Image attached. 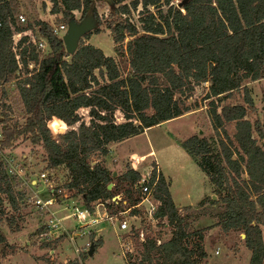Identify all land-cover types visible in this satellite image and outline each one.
<instances>
[{
  "label": "trees",
  "instance_id": "16d2710c",
  "mask_svg": "<svg viewBox=\"0 0 264 264\" xmlns=\"http://www.w3.org/2000/svg\"><path fill=\"white\" fill-rule=\"evenodd\" d=\"M15 1L0 0V83L16 68L11 48ZM107 1L105 19L99 15L97 0H53L52 12L61 14L66 24L76 17V10L81 18L93 12L99 26L84 38L90 39L105 25L115 52L128 56L130 72L124 75L117 58L84 39L74 54L67 53L52 25L38 20L50 50L39 71L24 80L29 86H20L29 115L23 125L4 120L1 148L13 147L20 136L41 145L48 167L64 165L68 171L64 187L80 195L91 210L96 203L115 205L112 200L120 182L129 184L125 192L134 206L140 201L133 190L140 172L129 166L115 177L105 161L92 164L93 157L107 158L112 144L199 109L201 101L190 99L195 87L204 84L203 99L208 100L215 137L193 134L180 145L208 176L218 197L201 202L221 203L218 225L244 233L251 250L249 264H264V145L259 142L264 140V122L247 117L256 110L247 82L264 79V0H186L180 7L175 0ZM136 11L138 19L132 22ZM32 56L36 58L35 53ZM53 117L64 121H51L54 132L65 131L68 125L59 138L48 127ZM115 178L118 181L109 188ZM3 194L19 210L22 192L15 190L0 157V206ZM154 198L160 201L154 216L168 219L174 226L172 236L161 243L147 236L139 241L136 259L125 264H200L207 256L205 234L195 231L199 239L190 245L186 217L179 213L162 173ZM6 221L10 228L15 224L14 216ZM90 238L95 253L102 240L93 232ZM61 240L62 236L53 247ZM17 251L0 227V261ZM88 255L85 251L79 259ZM78 263L76 259L71 264Z\"/></svg>",
  "mask_w": 264,
  "mask_h": 264
},
{
  "label": "rangeland",
  "instance_id": "374dc122",
  "mask_svg": "<svg viewBox=\"0 0 264 264\" xmlns=\"http://www.w3.org/2000/svg\"><path fill=\"white\" fill-rule=\"evenodd\" d=\"M130 1L126 0V2ZM182 1L175 0L174 2L179 6ZM53 4V0L15 1L16 12L25 13L29 22L37 23L38 20H44L53 26H59L64 21L61 14L52 12ZM96 5L99 15L105 19L109 14L108 1L97 0ZM75 15L77 19H81L80 11L76 10ZM132 16L133 19L131 21L136 22L138 11L133 12ZM91 38L92 41L90 43L101 48L106 55L114 56L116 54L115 58H117L124 75L130 72L128 56L125 54L119 55L115 52L112 35L105 25L101 26L99 33H93ZM83 39L89 43V39ZM129 39L130 37H127L125 42ZM247 85L251 89L256 104V110L249 112L247 117L252 121L260 118L264 122V79L249 81ZM203 86L205 85L195 87L190 99L198 98L201 101L199 109L189 112L190 114L152 126L145 132L118 143V145L113 147V150L110 149L112 151H110L107 158L94 156L92 164L100 160L105 161L106 166L112 171L117 172L115 175L117 177L131 166L130 162L135 156L147 155L145 167L151 164L155 165V157L151 155V151L153 150L160 167L169 179L167 181L171 183V195L179 208V213L181 216L186 217L187 230L192 233L189 238L190 245L196 244L199 239L195 231L203 230L205 234L204 245L207 256L201 260L200 264H249L251 250L245 244L244 233L234 230L225 231L218 225L217 214L222 209L221 203L201 202L202 199L208 196H213L215 199L218 197L213 192L208 176L180 145L182 139L188 138L193 134L205 135L210 138L215 137L208 114V100L203 99L205 93ZM14 98V104L10 106L12 117L9 119V122L23 125L29 114L18 98L16 96ZM228 101L234 100L229 99ZM84 112L86 111L84 110ZM54 120L61 122L63 120L53 117L48 121L51 134L55 138H59V135L67 130L68 125L65 131L54 132L51 125V121ZM259 142L264 145V140H260ZM113 145L115 144L111 146ZM4 150L7 159H4L2 162L13 180L15 190L22 192L24 201L20 204L19 210L14 209L10 205L7 196L5 194L2 195L3 204L0 206V218H2V221L0 222V227L6 234L10 244L18 247V254L12 257L9 256L6 260L2 259L0 261L1 264H35L34 258L37 260L43 259L49 264H71L76 259L79 261L78 264H125L129 260H135L136 256H138V248L140 247L138 237L132 236L133 251L126 255L123 254V248L118 238V235L125 234L119 230L122 218L129 214L120 213L125 210H130L131 213H133L134 209L138 210L137 213L140 215V218L134 220V226L143 228L146 237H155L163 242L172 236L174 226L165 218L150 221L146 210V205L149 204L148 200L140 207L134 208L130 204L131 201L128 198V194L125 192L129 184L120 182L118 183L119 188L116 190L117 194L113 197L119 204L116 202L115 205L111 203L110 206L103 203H96L97 206L95 204L96 207L100 205L99 208L102 215L105 214V211L110 214L117 213L119 219L114 222L107 218L100 222L98 226L103 228L102 232L105 235V244L101 248H97L95 255H88L86 257V259H89L88 262L85 261L83 263L84 261H81L79 258L80 254L84 253L85 250L81 249V252L77 254L67 235L62 236V240L56 246L58 247L57 251L51 255L48 248L50 246L53 247L55 241L50 244L45 241L41 244L36 237L37 231L40 230L39 226L47 218V212L42 208H38L35 205V200L37 197L48 198L52 190L49 184L43 181L41 177L42 172H50V179L55 180L53 186L56 184L67 195L60 201H64L72 207L74 203L80 204L83 200L80 195H76L74 191H68L64 187L65 182L68 181V171L64 165L54 168L48 167L47 154L41 145L34 144L31 140L20 136L14 142L13 147ZM193 166H198L197 171H195L196 173L192 171ZM143 170L146 171L147 168H143ZM117 181L118 179L115 178L113 184ZM134 196H139L138 190L134 191ZM125 200L127 203L124 202ZM151 200L154 202V205L158 204L153 198ZM62 208H64V204L58 203L54 205L53 209L57 211ZM61 211L64 213L70 212L66 209ZM61 211L59 210L58 213L62 214ZM10 216H14L15 219V224L12 228L8 226L6 221ZM67 223L73 224L75 222L67 220ZM91 232L97 235V233L91 230L87 234L89 237ZM46 244H49V246Z\"/></svg>",
  "mask_w": 264,
  "mask_h": 264
},
{
  "label": "built area",
  "instance_id": "2783aa9c",
  "mask_svg": "<svg viewBox=\"0 0 264 264\" xmlns=\"http://www.w3.org/2000/svg\"><path fill=\"white\" fill-rule=\"evenodd\" d=\"M14 19L15 26L11 23L13 29L11 48L14 53L16 68L12 76H7L0 83V157L2 161L7 159V156L4 153L5 150L1 148V141L4 139L3 130L6 127L4 120H9L12 117L10 106L14 104L13 99H15L14 97L16 96L23 104V99L20 94V86H29V84L24 83V80L28 77H32L39 71L40 63L45 56V53H48L50 50L48 40L39 33V25L36 22H29L26 14L23 12H16L14 14ZM2 27L3 20L0 15V33ZM52 27L55 34L62 37L67 30L68 24L63 23L59 26L52 25ZM32 53L36 54V58H33ZM151 155L154 156V152H151ZM146 157L147 156L134 157L130 162L131 167L139 171L141 175L140 180L136 183L133 189L134 191L138 190L140 201L133 207H140L146 200H148L149 204L146 205L148 219L154 221L159 219L154 216V212L160 204V201L154 198V190L161 172L155 159V165L151 164L150 166L145 167ZM143 168H147V170L144 171ZM155 173L156 176L154 177ZM41 177L43 181L49 184L52 190L50 191L48 198L44 199L37 197L35 200V205L47 212L46 220L43 221L41 226H39L40 230L37 231L36 237L39 243L43 244L46 241L50 244L61 238V236L67 235L75 248V252L79 254L81 249L89 251L92 242H85L84 246L81 248L76 240V236L90 233V231L98 226L104 219L108 218L114 222L119 220L117 213L110 214L105 211V214L102 215L99 210L100 205L96 207L97 204L96 206L94 205V209L92 210L85 206L83 202L80 204L74 203V205L70 207L68 203L60 201L67 195L64 194L61 188L59 189L56 184L53 186L55 180L50 179V172H42ZM152 198L157 201L158 204L154 205V202L151 200ZM113 201L117 202L115 198H113ZM124 202L127 203L126 200ZM58 203L64 204V208L59 209L60 211L66 209L70 212L64 213L61 211L62 214H59V210L55 211L53 209L54 205ZM120 213H129L128 216L122 218V221L119 224V230L121 233L124 232L125 234L118 235L123 248V254L126 255L133 251L132 236L137 235L140 241H144L146 236L143 228L134 226V220L140 218L138 213H131L130 210H125ZM165 219L167 218L165 217ZM67 220L74 221V226L68 225ZM131 222H133V224H131ZM42 225L44 226L42 227ZM158 243H161V241L158 240ZM48 251L51 255L55 254V247L50 246Z\"/></svg>",
  "mask_w": 264,
  "mask_h": 264
},
{
  "label": "water",
  "instance_id": "95a60500",
  "mask_svg": "<svg viewBox=\"0 0 264 264\" xmlns=\"http://www.w3.org/2000/svg\"><path fill=\"white\" fill-rule=\"evenodd\" d=\"M186 0H183L179 6H182ZM99 26V21L93 12L87 13L83 18L77 19L75 17L70 18L68 21V27L62 36L66 52L69 54H74L80 45L81 39L85 37L88 33L94 31ZM117 172H114V176ZM114 184L110 183L109 188H112ZM216 197V196H214ZM245 237V234H243ZM95 246L92 243L88 253L93 255Z\"/></svg>",
  "mask_w": 264,
  "mask_h": 264
},
{
  "label": "crops",
  "instance_id": "0c3cea01",
  "mask_svg": "<svg viewBox=\"0 0 264 264\" xmlns=\"http://www.w3.org/2000/svg\"><path fill=\"white\" fill-rule=\"evenodd\" d=\"M108 31H110V30H108ZM111 33V32H110ZM92 41V38H91V40L89 39V43ZM92 44V43H91ZM116 55V54H115ZM115 55H114V57H115ZM187 114H190V113H187ZM187 114H185V115H187ZM184 116V115H183ZM181 117V116H180ZM170 121V120H169ZM165 122H167V121H165ZM149 129V128H148ZM147 130V129H146ZM116 145H118V143H116L115 145H113V146H111V149L113 150V147L114 146H116ZM111 150V151H112ZM151 152H154L153 150L151 151ZM156 154L154 153V157H155V160L157 161V164H158V167H159V169H160V172L162 173V175H164V177L167 179V180H169L168 178H167V175L163 172V170H162V168L160 167V164H159V162H158V160H157V158H156V156H155ZM144 156H147V155H144ZM135 157H140V156H135ZM115 159H117V158H115ZM107 160H109V159H107ZM109 162V161H108ZM105 164V163H104ZM198 165V164H197ZM198 166H193L192 167V171L194 172V173H196L195 171H197V168ZM170 185H171V183H170ZM99 210H101L100 208H99ZM103 212H104V209H103ZM74 224L75 223H73V224H68V225H70V226H74ZM100 224V223H99ZM92 231H94L95 233H97V235L95 234V239H100V240H102V245L101 246H99L98 248H101L104 244H105V235L103 234V228L102 227H99V226H96V227H94V229H92ZM88 234V233H87ZM87 234H84V235H78V236H76L77 237V242H78V244L80 245V246H84V244H85V242H87V241H90V242H92V240H91V238L89 237V235H87ZM87 235V236H86ZM66 237V236H65ZM69 241V240H68ZM29 243V242H28ZM93 243V242H92ZM58 247H55V252L57 251L56 249H57ZM96 253V252H95ZM95 253H93V255H89V256H94L95 255ZM16 254H18V253H16ZM16 254H13V255H10L11 257L12 256H14V255H16ZM24 254V253H23ZM27 254V253H26ZM29 254V253H28ZM250 257H251V251H250ZM12 259V258H11ZM10 259V260H11ZM6 260V259H5ZM10 260H8V262H10ZM88 260L89 259H86V260H84V262L83 263H85V261L86 262H88ZM34 261H35V264H49L47 261H44L43 259H40V260H37V259H35L34 258Z\"/></svg>",
  "mask_w": 264,
  "mask_h": 264
}]
</instances>
